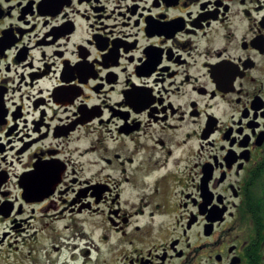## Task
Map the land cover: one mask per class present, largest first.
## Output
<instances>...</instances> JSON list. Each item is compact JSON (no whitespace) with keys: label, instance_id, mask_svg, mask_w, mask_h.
Here are the masks:
<instances>
[{"label":"flooded vegetation","instance_id":"1","mask_svg":"<svg viewBox=\"0 0 264 264\" xmlns=\"http://www.w3.org/2000/svg\"><path fill=\"white\" fill-rule=\"evenodd\" d=\"M0 264H264V0H0Z\"/></svg>","mask_w":264,"mask_h":264}]
</instances>
